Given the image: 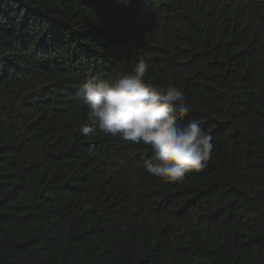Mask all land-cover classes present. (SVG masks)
I'll use <instances>...</instances> for the list:
<instances>
[{
	"label": "trees",
	"instance_id": "trees-1",
	"mask_svg": "<svg viewBox=\"0 0 264 264\" xmlns=\"http://www.w3.org/2000/svg\"><path fill=\"white\" fill-rule=\"evenodd\" d=\"M141 59L213 138L180 183L79 134ZM0 264H264V0H0Z\"/></svg>",
	"mask_w": 264,
	"mask_h": 264
},
{
	"label": "clouds",
	"instance_id": "clouds-1",
	"mask_svg": "<svg viewBox=\"0 0 264 264\" xmlns=\"http://www.w3.org/2000/svg\"><path fill=\"white\" fill-rule=\"evenodd\" d=\"M148 67L141 59L112 79L93 76L81 83L76 95L86 106L87 123L79 126V134L103 133L148 146L153 156L143 161L146 174L163 183H180L207 166L213 138L194 120L182 123L190 111L184 92L171 84L146 82Z\"/></svg>",
	"mask_w": 264,
	"mask_h": 264
}]
</instances>
